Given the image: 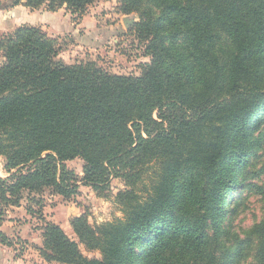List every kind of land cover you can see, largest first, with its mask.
<instances>
[{"label":"trees","instance_id":"trees-1","mask_svg":"<svg viewBox=\"0 0 264 264\" xmlns=\"http://www.w3.org/2000/svg\"><path fill=\"white\" fill-rule=\"evenodd\" d=\"M100 1L112 0L13 4L81 15ZM116 2L117 14L139 17L130 32L149 58L139 76L70 65L36 27L0 39V227L26 195L40 206V195L70 201L81 184L102 192L116 178L123 217L99 226L74 217L78 242L46 223L44 262L240 264L252 251L251 264H264V216L243 233L230 225L264 140V0ZM76 159L84 162L80 181L67 166ZM80 245L100 258L85 257Z\"/></svg>","mask_w":264,"mask_h":264},{"label":"rangeland","instance_id":"rangeland-1","mask_svg":"<svg viewBox=\"0 0 264 264\" xmlns=\"http://www.w3.org/2000/svg\"><path fill=\"white\" fill-rule=\"evenodd\" d=\"M13 3L14 0H0V20L15 18V13L12 11L14 7L22 6V4L14 5ZM116 6V0L100 1L89 6L81 15L72 14L65 6L52 12L68 14L70 23L76 28L81 25L84 18L89 17L93 20L92 24H87L92 32L90 30L89 33L84 34L86 29H80V32L84 31L81 33L82 43L77 42L72 33L55 38L49 35L48 31L43 28L44 22L39 12H35H51L47 6L31 10L35 14L30 17L32 19L30 24H22L19 27H36L50 38L56 39L61 48L60 57L70 65L95 62L112 74L139 76L144 65L149 62V58L145 55V45L130 32V28L139 21V17L137 14L119 15L115 11ZM96 22L100 27L98 36L93 33ZM13 33H0V39L10 37ZM88 35H91L88 37L89 43H85L87 39L85 37ZM91 38L93 43H90ZM3 59L0 53V65L5 62ZM4 164V158L0 156V178L7 176L3 169ZM67 166L78 175L80 181L83 177L84 162L76 159L69 161ZM245 172L249 177L247 183L253 186L239 193L238 197H242L241 204L236 208V214L230 216V225L238 233L249 230L264 216V140L256 149ZM153 180L150 172L140 184L139 190L137 189L141 195L147 194ZM122 189H124V182L116 178L112 179L109 187L102 192L81 184L78 195L70 201L60 196H38L37 199L43 200L42 206L36 202H28L26 195L21 207L9 209L6 220L0 227V232L11 241L8 246L0 244V248L3 249L0 250V264H47L41 258L39 249L43 243V227L48 222L60 226L73 241L78 242L70 226V221L74 217L84 215L92 226L122 218L123 215L117 204V195ZM27 206L33 208L31 215L26 211ZM80 250L87 258H100L98 252H90L83 245H80ZM253 255L254 252L251 251L240 264L253 263Z\"/></svg>","mask_w":264,"mask_h":264},{"label":"crops","instance_id":"crops-1","mask_svg":"<svg viewBox=\"0 0 264 264\" xmlns=\"http://www.w3.org/2000/svg\"><path fill=\"white\" fill-rule=\"evenodd\" d=\"M14 8L15 9L12 11L13 13H15L14 19L0 20V33H13L14 30L18 28L19 26H21L22 24H30V22L32 21L30 17L32 16V14H35V13H33L30 9L24 6H16ZM35 12L36 13L39 12L41 19L44 22L43 28L48 31L51 37L55 38L56 36H65V35H69L72 33V35L76 37V41L79 43H82L81 33L84 32V31L80 32V29H86L84 34L89 33L91 29H90V26L87 24L93 23V20L87 17V18H84L81 25L76 28L70 23L68 14H65V13L61 14V12L59 13L58 12L57 13H52V12L43 13V11H35ZM20 16L21 18H19ZM94 25H95V32L93 33H96V36H98L97 34H99L100 27L99 25H97V22ZM89 36L91 35H88L85 37L87 38L85 43H89L88 42ZM91 42L93 43L92 38L90 39V43ZM0 250H3V249L0 248Z\"/></svg>","mask_w":264,"mask_h":264}]
</instances>
